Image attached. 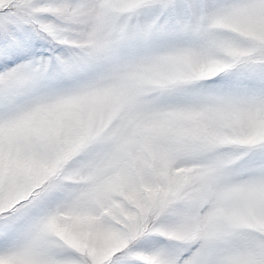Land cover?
<instances>
[{
    "label": "snow or ice",
    "instance_id": "1",
    "mask_svg": "<svg viewBox=\"0 0 264 264\" xmlns=\"http://www.w3.org/2000/svg\"><path fill=\"white\" fill-rule=\"evenodd\" d=\"M0 264H264V0H0Z\"/></svg>",
    "mask_w": 264,
    "mask_h": 264
}]
</instances>
